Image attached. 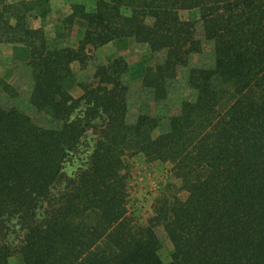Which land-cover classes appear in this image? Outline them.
<instances>
[{"label": "trees", "instance_id": "trees-1", "mask_svg": "<svg viewBox=\"0 0 264 264\" xmlns=\"http://www.w3.org/2000/svg\"><path fill=\"white\" fill-rule=\"evenodd\" d=\"M49 4L0 0V43L28 47V101L45 118L11 102L16 89L0 77V264H264V0H72L77 48L31 24ZM190 9L198 18L182 19ZM120 38L162 55L144 68L134 119L122 57L89 81L72 69L86 47ZM180 72L190 95L171 112ZM138 153L180 181L143 219L128 206ZM70 158L81 161L72 175Z\"/></svg>", "mask_w": 264, "mask_h": 264}, {"label": "rangeland", "instance_id": "rangeland-1", "mask_svg": "<svg viewBox=\"0 0 264 264\" xmlns=\"http://www.w3.org/2000/svg\"><path fill=\"white\" fill-rule=\"evenodd\" d=\"M70 1L72 0H50V11L44 18H31L34 27L42 26L48 37L62 34L60 39L71 48H77L78 42L84 35V28L78 23L67 24L66 16L70 13ZM82 1V0H81ZM89 9L94 7V0H83ZM180 16L185 20H195L199 16L198 9L181 10ZM86 60L83 65L78 61L72 62V69L75 72L77 81H89L95 71L97 64H107L115 58L122 57L128 65L127 72L123 76V82L130 88L128 100V117L134 119L138 106L145 97L139 90L144 68L160 59L161 52H152L146 44L138 43L130 38H120L112 40L98 47H86ZM209 51V48H206ZM207 50L205 53H207ZM195 56L194 63L202 62L206 59V54ZM29 49L22 43H0V77L13 85L16 95L10 99L21 111L30 115L39 122L45 123L43 115L36 112L28 101L30 82L27 77L24 63L28 60ZM198 58V59H197ZM183 72L178 74V78L171 82L170 110L173 112L177 104L183 97H188L190 91L186 89L182 82ZM81 93L79 87L72 90V94L77 97ZM6 95L0 93V98ZM88 130V135H91ZM92 136V135H91ZM82 160L85 153H79ZM80 160L70 158L64 164V170L72 175L73 171L80 167ZM131 166V195L128 206L132 208L136 216L141 219L150 213L153 200L161 193L166 183L180 184L177 178L172 176L171 164L168 162H148L145 157L138 153L128 159ZM181 198L186 196L184 191H179ZM162 235V232L160 231ZM171 243L162 237V246L159 254L163 261L170 259ZM10 264H22L13 256Z\"/></svg>", "mask_w": 264, "mask_h": 264}]
</instances>
